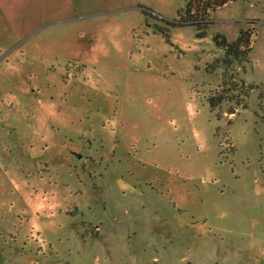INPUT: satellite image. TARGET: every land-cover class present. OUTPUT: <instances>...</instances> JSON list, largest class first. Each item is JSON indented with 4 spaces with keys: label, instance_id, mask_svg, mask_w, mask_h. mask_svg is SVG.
Returning a JSON list of instances; mask_svg holds the SVG:
<instances>
[{
    "label": "rangeland",
    "instance_id": "obj_1",
    "mask_svg": "<svg viewBox=\"0 0 264 264\" xmlns=\"http://www.w3.org/2000/svg\"><path fill=\"white\" fill-rule=\"evenodd\" d=\"M137 1L0 30V264H264V0Z\"/></svg>",
    "mask_w": 264,
    "mask_h": 264
},
{
    "label": "crops",
    "instance_id": "obj_2",
    "mask_svg": "<svg viewBox=\"0 0 264 264\" xmlns=\"http://www.w3.org/2000/svg\"><path fill=\"white\" fill-rule=\"evenodd\" d=\"M137 0H0V30L26 38L49 24L76 22L122 10Z\"/></svg>",
    "mask_w": 264,
    "mask_h": 264
},
{
    "label": "trees",
    "instance_id": "obj_3",
    "mask_svg": "<svg viewBox=\"0 0 264 264\" xmlns=\"http://www.w3.org/2000/svg\"><path fill=\"white\" fill-rule=\"evenodd\" d=\"M201 2V0H199ZM234 1H239V0H203V3H202V6H203V9L207 10V9H212V8H215V7H219V6H222L224 4H226L227 2H234ZM192 1L191 0H187V4H186V7L185 11H190V5H191ZM143 9V12L145 14H147V10L145 8H143V6H140ZM149 15V13H148ZM182 16V13L181 11L178 13V17L177 19H173L172 21H168L169 24H173L174 22H176V24H180V21H181V17ZM184 19L185 18H188L189 17H183ZM187 20V19H186ZM188 24L189 25H195L197 26V32H196V36L197 37H202L203 34H204V31H202L198 25H196L194 23V20L193 19H189L188 21ZM249 39H250V35L248 34L247 31L245 30H240L239 31V34L238 36L232 40V41H227L226 38L217 33L214 35V42H215V45L217 48L219 49H222L223 50V55L221 58H216V60L214 61V64L218 65V64H223L224 66L226 67H231L232 64L234 63H239L241 61H248V56H247V53L249 52L250 50V47H249ZM218 59V61L220 62H216ZM211 66V65H209ZM213 68V65L211 66ZM210 67V68H211ZM244 85L242 82H241V86ZM234 86V85H233ZM233 87H231V89H228V92L231 94V92H233ZM234 89H237V87H235ZM225 93H221L217 99L220 100L221 102L226 100L224 99V96H228L227 98H229L230 100H233V97H229L228 93L226 91H224ZM237 97V94L235 95ZM208 103L210 104L211 107H213V105L215 103H213V99H210L208 100ZM229 112H232V111H229Z\"/></svg>",
    "mask_w": 264,
    "mask_h": 264
},
{
    "label": "flooded vegetation",
    "instance_id": "obj_4",
    "mask_svg": "<svg viewBox=\"0 0 264 264\" xmlns=\"http://www.w3.org/2000/svg\"><path fill=\"white\" fill-rule=\"evenodd\" d=\"M78 155V154H77Z\"/></svg>",
    "mask_w": 264,
    "mask_h": 264
}]
</instances>
